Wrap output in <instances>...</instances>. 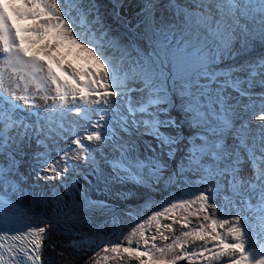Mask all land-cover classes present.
<instances>
[{
  "label": "snow or ice",
  "instance_id": "1",
  "mask_svg": "<svg viewBox=\"0 0 264 264\" xmlns=\"http://www.w3.org/2000/svg\"><path fill=\"white\" fill-rule=\"evenodd\" d=\"M141 15L150 52L135 47V41L121 44L112 38L96 0L0 4V156L8 158L7 169L0 164V186L12 184L6 172L18 171L17 156L26 154L25 147L33 140L37 181L65 183L68 174L81 167L74 163L77 160L99 177L94 150L85 140L111 150L114 180L132 179L149 188L164 178L168 161L183 153L166 181L181 187L179 196H170L162 210H154L122 238L113 241L101 234L73 241L71 246L88 245L89 250L97 246L86 264H179L185 259L188 264L194 260L264 264V249L253 252L246 247L249 228L259 226L264 231V94L259 110L246 105L243 112L239 101L232 104L234 98L225 95L227 88L240 97H250L257 83L264 88V55L239 68L218 67L225 60L264 50V0H143ZM13 16L33 24L16 26ZM22 34L36 37L29 43L50 35L56 43L45 44V49L74 46L94 60L98 70L58 65L71 78L62 81L51 65L28 55L21 46ZM237 72L245 73L246 79L234 76ZM133 93L139 98L134 99ZM174 109L179 116L172 115ZM73 112L90 129L83 136L74 134L75 147L63 150L59 161L53 162L47 141L64 138L67 114ZM146 136L155 145L146 142L152 155L141 159L137 138ZM189 172L198 179L189 181L185 175ZM80 182L73 179L74 185ZM12 191L21 199L26 195L14 184ZM5 195L0 192V264H72L71 257L66 262L43 257L45 241L51 244L56 230L55 217L42 218L40 224L24 230L19 225L25 213ZM42 202L47 207L48 200ZM52 203L55 212L59 199L54 196ZM95 204L85 200L83 207ZM225 204L235 209L233 215L222 212ZM190 244L197 246L189 250ZM52 251L66 256L57 252L55 244Z\"/></svg>",
  "mask_w": 264,
  "mask_h": 264
},
{
  "label": "bare ground",
  "instance_id": "2",
  "mask_svg": "<svg viewBox=\"0 0 264 264\" xmlns=\"http://www.w3.org/2000/svg\"><path fill=\"white\" fill-rule=\"evenodd\" d=\"M98 1V0H97ZM26 23V24H24ZM33 24V21H25L22 22L23 27H29ZM109 24V23H108ZM122 29L118 33L116 30L113 31V38L117 41H120L121 44H130L133 41H135V47L141 49V51L147 49L148 52L151 51L149 47V43L146 39H144V33H145V25L142 22L139 21H131L130 23L126 22L124 19L122 20ZM118 30V29H117ZM125 33L128 35L126 40H121V34ZM130 35H133L134 37L131 38ZM50 40L47 42H43L42 46L45 44L53 45L56 42L52 39V37L49 35ZM68 51H71L69 54ZM46 53H48V59L50 61L54 62H62V64H59L64 67L71 66L74 69H77L79 71L84 70H98V65L95 64L94 60H91L90 57H87L86 53H81L79 50H77L74 46L68 47L65 44H60L56 46L55 48H52L50 50L46 49ZM147 54V53H146ZM259 55H264V50L257 49L253 50L251 53L242 54L240 56H237L235 58V61L233 60H225L223 61L218 67L221 69L228 70L230 66L235 65L237 68H239L241 65L245 64L248 60H253ZM46 57V58H47ZM55 74L60 78L62 81L63 77L66 75L64 72L61 71V68L58 66L54 68L52 66ZM234 76H239L241 79H244L246 77L245 73L243 72H237L234 73ZM83 79V77H81ZM256 85V84H255ZM255 85L253 87H255ZM244 87V86H242ZM245 88V87H244ZM231 89V88H229ZM232 90V89H231ZM233 91V90H232ZM139 94L133 93L134 99H137ZM37 103L40 104L41 108L43 109L45 107L43 101H37ZM172 115L178 116L179 113L174 109L172 111ZM71 119V117H67L65 120V126L68 128V131L63 133V137L56 136L55 140H49L47 143L50 145L48 149V157L51 161H59V156L63 150H67L69 148H74L75 146L71 144V139L74 138V134L83 136L86 134V132L90 129V125L86 120H83L79 118L77 115L74 114V118L72 117L71 120H75V123L68 124L67 120ZM75 124V125H74ZM189 130L187 129V126H185V132L187 133ZM60 141V144L58 143ZM146 142H152L153 145H155V141L152 138V141L146 137ZM86 145L89 147H94L92 142L84 141ZM144 143V146H145ZM36 144L35 140L32 141L30 146H26L25 149L34 148L32 150H35ZM37 149V148H36ZM43 151V150H42ZM152 153L150 150H148V153L146 156H151ZM20 156V155H19ZM183 156V153H178L176 158L174 160L168 161V168L163 173V179L160 181L159 184H156L158 186L159 191L166 192L167 195L161 196L157 198L156 207L152 208H144L141 207L138 212H133V217H131L129 220H127L125 223H120L119 221H116L115 224L108 225V228H111L116 233H105L107 231V227L104 226V224L101 222V215H105L107 213H110L106 207H104V204L106 201L109 200V196L106 194L104 197H102L101 201L102 203H98V198L95 197L92 199L93 193L95 195L97 194V191L95 189H88L87 190H81L79 185H76L74 188V185H70L71 191H66V193H63L61 195L55 196V198L59 199L60 202V208L56 209L54 212L53 209L56 208V205L52 203L53 198H50L48 200L47 207L43 203L41 205L42 209L40 210V214H43L42 218L52 219L55 217L57 221L56 230L51 233V244L48 242V240L45 241L46 247L44 248L43 253H46L50 258L55 257L56 261H64L66 262L69 257L72 259V264H86V261H89V259L97 252L99 249L95 244L91 245V249L89 250L88 245H84L82 249L80 248H73L72 242L73 241H79L84 237H92L96 235H105L106 237H109L113 241L116 239L122 238L123 235H127L132 228H134L136 225H134L135 222H138L142 215L148 217L152 215V212L154 210H162L164 206H166V201L169 199L170 195L173 194H179L181 193V187L177 186L175 184H168L166 183L167 178L172 175L173 172L177 170V165ZM5 156H0V164H2L5 169H7V166L4 165ZM165 160H167V156L164 157ZM19 161V160H18ZM76 164H80L81 167H84L82 165V162L79 160L74 161ZM62 166V162H61ZM107 167V161L103 165V169L99 170V177L94 174L93 176H97L98 178L102 177L104 174V169ZM18 170L26 172L29 175L30 185L39 186L43 191L44 189H48L51 185L48 183V181H37L36 175L39 171L38 166L36 165V161H27L26 163L22 164L19 161V168ZM249 170V169H248ZM78 172V169L70 172L69 174L75 175ZM18 175V174H17ZM7 179L12 182L10 176H7ZM197 180V178H195ZM13 184V182H12ZM12 184L0 186V192H4L5 194H9L10 188L12 189ZM43 186V187H42ZM184 187H187V185H184ZM80 191V195H83L80 197L75 191ZM107 190V189H105ZM108 191V190H107ZM46 195L50 194V191L45 192ZM146 197H150L149 193L144 194ZM10 199V195H6ZM85 200L88 202H96V204L91 208H85L83 207ZM14 202L19 203V207L22 213H25V215L22 217L21 222H25L27 220V216L31 213H35L33 210V204L31 202H23L22 200H14ZM104 207V208H103ZM36 209H40V205L37 204ZM64 209V212L62 213L61 210ZM234 208H230L228 205H224L222 212L225 215L231 216L232 210ZM178 212L181 210H177ZM124 216V215H119ZM40 219V222L42 220ZM39 221V218H37ZM164 222H170V221H164ZM134 225V226H133ZM110 230V229H109ZM105 231V232H103ZM250 235V231H249ZM52 244H55L57 252L63 251L66 253V256L61 258L59 255H57L56 252L52 251ZM45 259V258H44ZM181 262H186L188 264V261L182 260ZM196 261H194L195 264ZM129 264H136L135 261H130Z\"/></svg>",
  "mask_w": 264,
  "mask_h": 264
},
{
  "label": "water",
  "instance_id": "3",
  "mask_svg": "<svg viewBox=\"0 0 264 264\" xmlns=\"http://www.w3.org/2000/svg\"><path fill=\"white\" fill-rule=\"evenodd\" d=\"M96 3L99 7L100 13L102 15L103 20H106V24L108 28L111 30L112 34L113 31L116 30L118 33L123 31L122 29V20L124 19L126 22L130 23L131 21H143V16L141 15V8L143 5V0H96ZM160 12L159 10L156 12V17L159 19ZM108 19V20H107ZM109 23V24H108ZM108 29V30H109ZM118 29V30H117ZM109 30V31H110ZM113 38V35L111 34ZM121 34V40H126L128 35L125 33ZM131 38H133V35H130ZM120 42V41H119ZM234 99L230 102L232 104H236L237 101L241 103L243 101V98L240 97L238 94L234 95ZM252 98V97H250ZM253 100V99H251ZM240 110V109H239ZM241 111V110H240ZM179 116V115H178ZM147 137V136H146ZM146 137L140 138V140H137L136 145V152L139 154L141 159H144L146 157V154L148 153V150H146L144 143L146 140ZM150 141H152V137H148ZM228 143H231L228 141ZM119 153H115V157H118ZM97 159V164H100V161ZM113 159V157H112ZM4 161V165L8 166V161ZM104 174L102 177L98 178L97 176L91 175V171L86 169H80L78 171V174L71 175L68 182L73 183V179H79L81 182L79 184H73L74 186L79 185L81 190H84L86 188L95 189L97 191V194L95 197H97L98 203H102L101 199L104 197L107 193L109 196V200L105 202L104 207H106L110 213H107L105 215H101V222L104 224V226L107 227V231H103L105 233H116L111 228H108V225L115 224L116 221H119L120 223H125L127 220H129L131 217H133V212H138L141 207L144 208H152L156 205L155 199L157 198V194H164L165 192L159 191L158 186L154 185V187H145L144 185L136 183L135 180L127 179L122 182L114 180L112 177L114 175L112 165L110 164L109 168L104 169ZM18 174V175H17ZM7 176H10L12 182L17 187L21 188L26 195L23 196L21 199L19 193H15L11 191L10 199L14 202V200H22L23 202L26 201H32L36 196L39 197L43 192L50 191L49 195H45L44 199H38L35 202H32L33 204V210L35 213H31L28 215V217H34V218H42L43 214H40V210L42 209L41 205L43 204V200L53 197L56 192L54 187L57 185H51L48 189H44V191L37 185H30V180L28 177V174L23 171H15L13 174H7ZM189 181H196L195 178L198 179V176L193 173H186L185 174ZM87 176V179H82V177ZM71 185V184H70ZM61 186V185H59ZM43 187V186H42ZM107 189V190H105ZM154 191V192H152ZM59 193V192H58ZM80 194V191H78ZM149 193L150 197H146L144 194ZM78 194V195H79ZM53 195V196H52ZM28 199V200H26ZM37 204L40 205V209L37 210L36 206ZM103 207V208H104ZM61 212H64V209L61 210ZM132 213L131 215L129 213ZM124 216H119V215ZM115 217V222H114ZM192 220L194 224L198 221L195 220L194 217H192ZM110 229V230H109ZM43 257L46 260H49V257H47L46 253H43Z\"/></svg>",
  "mask_w": 264,
  "mask_h": 264
},
{
  "label": "clouds",
  "instance_id": "4",
  "mask_svg": "<svg viewBox=\"0 0 264 264\" xmlns=\"http://www.w3.org/2000/svg\"><path fill=\"white\" fill-rule=\"evenodd\" d=\"M161 2H166V0H161ZM8 3H9V0H4V1L0 0V4L7 5ZM15 6H17V7L20 6V0H15ZM7 10L9 12V15L11 16V9L9 8ZM103 21H104L105 25L107 26L106 20H103ZM12 22L16 26H22V22H25V21H22V22L16 21L15 20V17L13 16L12 17ZM24 24H26V23H24ZM107 29H109L108 26H107ZM22 35L24 37L23 43L21 44V46L23 48H24V44H25L26 41H28V43H29V41H35L36 40V37L33 36V35H30V34H22ZM48 40H50V37L49 36L42 37L40 39L39 43H29L32 47H35L36 50L35 49L31 50L30 47H27L26 49L29 52L33 53L32 55H35L37 58H39L40 60L44 61L46 64H49V65H51V67L53 66L54 68H56V67H58L59 64H62V62L60 61V62L57 63V62H54V61H50L48 59V57H47L48 56V53H46V49L44 48V46H42L43 42H45V41L47 42ZM68 52H69V54L71 53V51H68ZM93 71H95V69ZM70 79L71 78L68 77L67 75H65L63 77V80H70ZM244 79H246V77ZM80 81H81V83H83L84 82V79L80 78ZM242 86H244L245 88H247L246 87V84H244ZM250 92H251V96L250 97H252V98H250L249 96H244V97H242L243 98V101L241 103H239V109L241 110V112L244 111V106H246V105H252L255 110H259V108H260V104H261V94H264V88H262L259 85V83H257L255 85V87H253L250 90ZM136 94H138V93H136ZM236 94H238V93L235 92V91H232L229 88L225 89V95H227L229 97H234V95H236ZM138 98H139V96H138ZM251 99H253V100H251ZM232 100L233 99H231L230 102ZM251 110L252 109H249V111H251ZM67 117H71L70 113L67 114ZM72 117L74 118V116H72ZM72 117H71V119H72ZM79 118H81V117H79ZM71 119L67 120V123L70 124V125L73 124V123H75V120H71ZM239 123L240 122L238 121L237 122V126H239ZM252 127L255 129L256 124L254 123L252 125ZM91 130L92 131H95V129H91ZM137 140H140V138H137ZM228 141L229 142H232L231 138H229ZM58 143L60 144V141ZM93 146L94 147H90V148H92L94 150L95 156L100 161V164L98 165L99 170H102L103 169V165L106 163V161H107V167L106 168H109V166L111 164L109 161L112 160V157H113V153L111 152V150L110 149H107V148H103L102 146L98 145V143L96 141H94ZM36 148H37V146L35 147V150H32L34 148L25 149L24 151H25L26 154H21L20 156H17V160L26 159L25 160V163L27 161L35 160L33 157H34V154H35V152L37 150ZM40 150L42 151L43 148H41ZM25 155L28 156L29 159L23 157ZM5 158H7L6 155H5ZM246 167H248V166H246ZM80 169H83L84 170L86 168L85 167H80L78 169V171ZM248 169L250 171V167H248ZM76 174H78V172ZM71 175L72 174H68V176H67V178L65 180V183H62V186H70V184H73V183H70L69 184V182H68V180H69V178H70ZM91 175H94V174L91 172ZM74 188H75V186H74ZM152 192H154V191H152ZM164 195H167V193L165 192L164 194H157V198L158 197H161V196H164ZM173 195L179 196V194H173ZM170 196H172V195H170ZM5 197L7 199H9L6 195H5ZM157 198L155 199L156 202H157ZM154 207H156V205ZM232 212H233L232 213V215H233L235 213V209H233ZM142 217L147 218L146 216L142 215L141 218H140V220L138 222H135L134 225L137 224V223H139V222H141ZM35 219H37V218H35ZM40 219H39V224H40ZM190 219H192V217H190ZM165 223H168V222H165ZM175 227L179 230V225H176ZM145 231H146V233L149 231L147 225L145 227ZM151 231H155V224L152 225ZM249 231H250V235L248 236V239H247V242H246V247L248 248L249 251L260 252L262 249H264V231H262L259 226H255L254 228H249ZM229 239H230V237H229ZM157 243L159 244V243H161V241L158 240ZM196 246L197 245L190 244L189 245V250H191V248L196 247ZM209 247H211V244H209ZM47 257H48V255H47ZM181 261H179V264H187L186 262H181ZM195 264H204V262H203V260H198V261L195 262Z\"/></svg>",
  "mask_w": 264,
  "mask_h": 264
},
{
  "label": "rangeland",
  "instance_id": "5",
  "mask_svg": "<svg viewBox=\"0 0 264 264\" xmlns=\"http://www.w3.org/2000/svg\"><path fill=\"white\" fill-rule=\"evenodd\" d=\"M27 47H30L31 50H33V49L36 50V48H35V47H32V46L28 43V41H26L25 44H24V48L26 49ZM51 49H52V48H50V50H51ZM26 50H27V49H26ZM27 52H28V55H29V56H32L33 53L29 52L28 50H27ZM246 87H247V85H246ZM48 103L51 104L52 101H49ZM74 114H75L74 112H73V113H70L71 117L74 116ZM23 157L29 159L28 156H26V155L23 156ZM4 160H5V161H8V158H5ZM25 160H26V159H20L19 161H20L22 164H24V163H25ZM28 177H29V175H28ZM192 182H193V181H192ZM48 183H49L50 185H57V186L54 187V189H55L56 191H58L59 193L56 192L55 196L61 195V194H63V193H66V187H68V188L70 187V186H62V183L60 182V180H51V181H48ZM59 185H61V186H59ZM84 190H87V188L84 189ZM74 191H75L77 194H79L78 191H76L75 189H74ZM6 195H11V191L9 192V194H6ZM45 195H46L45 192H43L39 197L36 196V197L32 200V202H35L36 200L41 199V198L44 199ZM79 196L82 197L83 195H80V194H79ZM51 198H52V197H51ZM93 198H95L94 193H93V195H92V199H93ZM49 199H50V198H49ZM26 200H28V199H26ZM38 201H39V200H38ZM28 202H31V201H28ZM146 219H147V218L142 217V220H141V221L146 220ZM135 225H136V224H135ZM96 236H99V234L96 235ZM109 237H114V236H109ZM101 264H103V261L101 262ZM108 264H113V262L109 261Z\"/></svg>",
  "mask_w": 264,
  "mask_h": 264
}]
</instances>
